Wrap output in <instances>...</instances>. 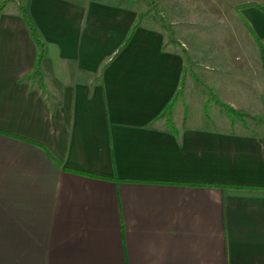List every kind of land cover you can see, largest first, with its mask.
<instances>
[{"label": "crops", "instance_id": "0c3cea01", "mask_svg": "<svg viewBox=\"0 0 264 264\" xmlns=\"http://www.w3.org/2000/svg\"><path fill=\"white\" fill-rule=\"evenodd\" d=\"M136 1L30 0L50 59L42 86L18 7L0 13V264H264V68L243 22L264 48V12L234 9L235 38L201 49L177 40L200 84L188 72L175 133L157 116L182 48L144 21L130 33ZM208 89L257 118L219 107L217 121L261 129L190 124V104L218 107Z\"/></svg>", "mask_w": 264, "mask_h": 264}, {"label": "rangeland", "instance_id": "374dc122", "mask_svg": "<svg viewBox=\"0 0 264 264\" xmlns=\"http://www.w3.org/2000/svg\"><path fill=\"white\" fill-rule=\"evenodd\" d=\"M1 1L2 0H0V2ZM244 1L251 0H137L136 2L140 4L139 8L141 9L137 20L144 21V23L150 27L162 29L168 38L173 40V44H180V47L183 48L189 56V62L185 63L184 66L187 70L185 79H187L186 76L188 77V72H190L192 78H188V83L200 84L199 79L194 73V68L196 69V66L190 60V55L185 45L179 43L177 40L190 41L187 47L190 46L191 48L192 46H196L198 49H201L203 38H230V36L235 38L234 34H232V29L236 25L234 23L232 24V22L231 25H227L225 22L230 18L235 20L234 7L239 2ZM253 1H257L264 6V0ZM7 2L8 7H14L17 6L18 3L24 4L25 0H8ZM242 30L243 38H249L250 35L244 25ZM198 71L197 73L200 74L203 72L200 68H198ZM188 109L189 122L192 125H203L222 129L231 128L233 130H250L252 128L251 131H257L261 129V127H256L253 121H247V123H245L249 126L248 128L239 125L231 127L220 123L217 121L219 120V106H201V104L196 103L190 104ZM221 110L224 112L223 109ZM184 111L186 112L185 107ZM204 115H211L213 121L205 118Z\"/></svg>", "mask_w": 264, "mask_h": 264}, {"label": "trees", "instance_id": "16d2710c", "mask_svg": "<svg viewBox=\"0 0 264 264\" xmlns=\"http://www.w3.org/2000/svg\"><path fill=\"white\" fill-rule=\"evenodd\" d=\"M8 0H2L0 2V13L4 10V8L6 7V5L8 4L7 2ZM29 1L30 0H25L24 4H20L18 3V10L20 12L21 17L23 18L30 37L32 38V40L34 41L36 48H37V55H36V62H35V66H34V70L32 72V74L30 75V77L36 79L39 83L40 86H42V79H43V75H44V70L45 68L48 66L50 59L48 58L47 55V49H46V44L42 39V36L39 33V30L34 22V20L32 19L30 12H29ZM249 6H256L259 9H261L264 12V7L254 3V2H250V3H244V4H240L235 6V11L238 12L241 8L244 7H249ZM140 18V16H139ZM244 24L246 25L247 29L249 30V33L251 34V36L253 37V39L255 40V42L257 43L258 47H259V52H260V57H261V61H262V66L264 68V48L262 46L261 40L259 39V37L255 34V32L252 30V28L245 22V20H243ZM139 23V21L136 22V24H134L132 26L131 32H133L134 27ZM169 42L173 43L172 39L168 40ZM182 53L184 56V62L188 63L189 62V56L187 55L186 51L182 48ZM186 67L183 68L182 71V78L180 81V86L177 89V91L174 94V97L171 99V101L165 106L164 110L157 116L159 117H166V124L169 126L170 130L172 132L176 133V130L173 127V123L171 120V116H172V110L174 107V104L176 102L177 97L181 96L182 93V87H183V82L185 79V74H186ZM207 94H208V101L212 100L214 103H216L221 109L224 110V112L226 113L227 117L230 118L231 120H235V119H239L242 120L244 117H251L253 119H257L255 116H251L250 114H248L245 111L242 110H236L234 108H232L229 105H226L225 103L219 101L214 94L212 93V91L210 89L207 90ZM64 170L67 171H72V172H76V173H80L83 175H88L91 177H97V178H105V177H101L99 175L96 174H91V173H87V172H83V171H77V170H72L69 168H65ZM221 187H234V188H239L240 186H221Z\"/></svg>", "mask_w": 264, "mask_h": 264}]
</instances>
